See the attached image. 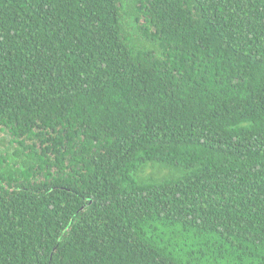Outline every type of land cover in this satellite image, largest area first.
Instances as JSON below:
<instances>
[{"label": "trees", "instance_id": "obj_1", "mask_svg": "<svg viewBox=\"0 0 264 264\" xmlns=\"http://www.w3.org/2000/svg\"><path fill=\"white\" fill-rule=\"evenodd\" d=\"M4 127L0 264H264V0H0Z\"/></svg>", "mask_w": 264, "mask_h": 264}, {"label": "rangeland", "instance_id": "obj_2", "mask_svg": "<svg viewBox=\"0 0 264 264\" xmlns=\"http://www.w3.org/2000/svg\"><path fill=\"white\" fill-rule=\"evenodd\" d=\"M3 130L0 129V131H3V133H0V154L4 155L6 157V163L3 164L4 168H8V163L11 161V163H13V159H12V155L13 152L15 151V148L18 146L17 143L16 144H4L7 140V135H9L10 133V129L7 127L2 128ZM7 134H6V133ZM4 144V145H3ZM1 157V156H0ZM20 162H22V158L20 159ZM18 166V165H17ZM157 169H155L153 166H148L145 170L146 174H150V173H154L156 172ZM39 178H42V175H39Z\"/></svg>", "mask_w": 264, "mask_h": 264}]
</instances>
